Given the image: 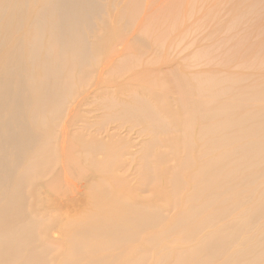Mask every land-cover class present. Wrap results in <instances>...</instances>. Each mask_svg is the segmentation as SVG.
Listing matches in <instances>:
<instances>
[{"label": "bare ground", "instance_id": "6f19581e", "mask_svg": "<svg viewBox=\"0 0 264 264\" xmlns=\"http://www.w3.org/2000/svg\"><path fill=\"white\" fill-rule=\"evenodd\" d=\"M198 1L0 0V264H264V0Z\"/></svg>", "mask_w": 264, "mask_h": 264}, {"label": "rangeland", "instance_id": "374dc122", "mask_svg": "<svg viewBox=\"0 0 264 264\" xmlns=\"http://www.w3.org/2000/svg\"><path fill=\"white\" fill-rule=\"evenodd\" d=\"M208 1H204V0H202V1H198L197 2V4L198 5H203V4H205V3H207ZM221 2H224L226 5H224L223 7H226L227 6V2H225V0L224 1H221ZM211 5H215V4H217L218 2L217 1H215V0H211L210 2H209ZM208 3V4H209ZM211 12H214V11H211ZM216 12L217 13H219V14H222V13H220V12H222V11H220V12H218L217 10H216ZM225 15V14H224ZM224 15H216L215 16V14H211V27H214V28H216L217 26H218V23H220L219 21H221L224 17ZM225 21H227V19H225V20H223V21H221V22H225ZM203 27H199V30H198V32L197 33H195L194 34V32L192 31L189 35H187V38H186V40H187V42L191 39V38H193V37H202L203 35H204V33H205V30L207 31V28H203ZM202 29V30H201ZM191 35V36H190ZM197 35V36H196ZM214 36V35H213ZM212 36V37H213ZM220 37L221 36H214V38H212V41H211V47H212V45L214 46L216 43H215V41L216 40H218V39H220ZM186 41H184V42H182V44H181V46H183L184 44H186L187 43ZM134 138V137H133ZM154 196V193L152 192V191H146V192H144V193H142L141 194V197L142 198H144V199H146V198H149V197H153ZM143 240V242H142V245L146 242V239H144V238H142ZM142 257V256H141Z\"/></svg>", "mask_w": 264, "mask_h": 264}]
</instances>
